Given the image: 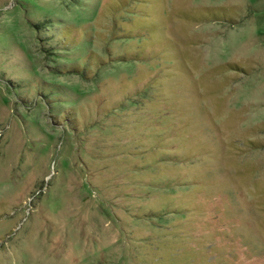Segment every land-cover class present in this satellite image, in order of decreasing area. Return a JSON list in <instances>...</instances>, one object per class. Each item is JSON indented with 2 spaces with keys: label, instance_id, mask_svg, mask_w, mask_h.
I'll use <instances>...</instances> for the list:
<instances>
[{
  "label": "rangeland",
  "instance_id": "1",
  "mask_svg": "<svg viewBox=\"0 0 264 264\" xmlns=\"http://www.w3.org/2000/svg\"><path fill=\"white\" fill-rule=\"evenodd\" d=\"M0 264H264V0H0Z\"/></svg>",
  "mask_w": 264,
  "mask_h": 264
}]
</instances>
